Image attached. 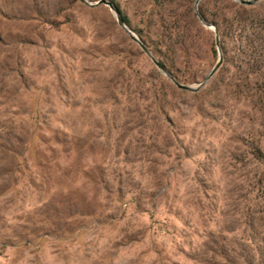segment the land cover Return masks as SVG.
Wrapping results in <instances>:
<instances>
[{
    "label": "rangeland",
    "instance_id": "rangeland-1",
    "mask_svg": "<svg viewBox=\"0 0 264 264\" xmlns=\"http://www.w3.org/2000/svg\"><path fill=\"white\" fill-rule=\"evenodd\" d=\"M203 1L114 3L146 49L163 41L162 19L185 29L187 39L161 50L171 76L196 88L219 57L211 22L224 28L212 1V27L194 21ZM219 37L222 64L192 93L105 4L0 0V264L255 259L264 70H248Z\"/></svg>",
    "mask_w": 264,
    "mask_h": 264
},
{
    "label": "trees",
    "instance_id": "trees-1",
    "mask_svg": "<svg viewBox=\"0 0 264 264\" xmlns=\"http://www.w3.org/2000/svg\"><path fill=\"white\" fill-rule=\"evenodd\" d=\"M210 1L213 2V9L216 11L214 14L215 18L223 20L224 28H222L217 22H211V24L215 26L218 33L223 38H228L235 42L238 53L245 58L244 65L248 70L262 72L264 70V4L259 6L262 11L256 12L257 6L255 4L252 6H245L239 3H234L231 0H204L199 5L198 12L199 16L206 22V7ZM111 3L115 6L122 20L128 26V19L121 14L117 4L114 3V0H112ZM226 9H229L230 11L229 18H226ZM197 17V15L194 16V21L196 18V23L199 25L200 22ZM160 23L161 32L159 33V37L163 39V41L157 42L154 46L148 47L147 49L153 56L157 57L158 63L171 75V69L174 67L173 59L170 56L164 55L161 47L163 46L165 48L166 53L169 51L168 49L176 45L172 40L173 38L174 40L180 39L182 43L188 37L184 34L185 29L183 30V28L176 26L173 21L168 22L162 19ZM134 32L137 31L135 30ZM137 36L140 40L143 38L140 34ZM167 41H169V43ZM220 47L223 46L220 44ZM222 49L224 50V48ZM242 261L243 264H264L263 238L260 239L259 243L255 246V259L250 261L247 258H242ZM229 264L240 263L229 262Z\"/></svg>",
    "mask_w": 264,
    "mask_h": 264
},
{
    "label": "water",
    "instance_id": "water-1",
    "mask_svg": "<svg viewBox=\"0 0 264 264\" xmlns=\"http://www.w3.org/2000/svg\"><path fill=\"white\" fill-rule=\"evenodd\" d=\"M81 2L85 3L86 5L90 6V7H94V6H99L101 4H105L107 5L110 10L115 14V17L117 19V23L118 26L120 28H122L127 35L130 37V39L134 42H136L140 48L142 49V51L150 58V60L153 62V64L160 70L162 71L166 77L176 86V88L183 90V91H187V92H197L202 86L205 85V83L212 77L215 75V73L218 71V69L220 68L221 64H222V55L220 54V37H219V33L217 31V29L213 26V30H214V34H215V44L216 47L218 49V53H219V57H218V61L215 64L214 68L211 70V72L208 74V76L206 77L205 80H203V82H201L198 87L193 88L190 86H186V85H182L180 84L176 79H174L171 75H169L168 73L165 72V69L163 68V66H161L152 56L151 54L148 52V50L139 42V40L137 38L134 37L133 33L131 31H129L124 23V21L122 20V18L119 15V12L114 8V6L110 3V2H106L105 0H101L95 4H91L88 3L86 0H80ZM199 1V0H198ZM237 2H239V4L241 5H245V6H252L255 3L259 2L260 0H252V1H244V0H236ZM199 21L205 26V27H212L211 25H209L206 21H204L199 14L197 15Z\"/></svg>",
    "mask_w": 264,
    "mask_h": 264
}]
</instances>
